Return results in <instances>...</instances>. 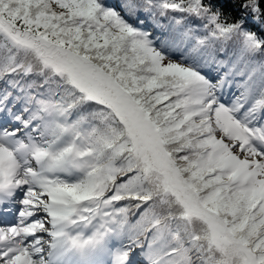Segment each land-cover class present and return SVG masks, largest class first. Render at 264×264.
Returning a JSON list of instances; mask_svg holds the SVG:
<instances>
[{
    "label": "snow or ice",
    "instance_id": "6c2138e0",
    "mask_svg": "<svg viewBox=\"0 0 264 264\" xmlns=\"http://www.w3.org/2000/svg\"><path fill=\"white\" fill-rule=\"evenodd\" d=\"M0 264H264V0H0Z\"/></svg>",
    "mask_w": 264,
    "mask_h": 264
},
{
    "label": "trees",
    "instance_id": "16d2710c",
    "mask_svg": "<svg viewBox=\"0 0 264 264\" xmlns=\"http://www.w3.org/2000/svg\"><path fill=\"white\" fill-rule=\"evenodd\" d=\"M225 11H231V9H225ZM233 14H235V13H233Z\"/></svg>",
    "mask_w": 264,
    "mask_h": 264
}]
</instances>
